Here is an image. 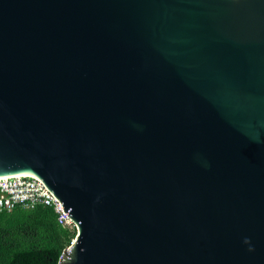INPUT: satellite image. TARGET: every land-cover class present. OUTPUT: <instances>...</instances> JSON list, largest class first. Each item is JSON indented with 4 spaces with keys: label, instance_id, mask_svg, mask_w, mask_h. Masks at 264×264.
Here are the masks:
<instances>
[{
    "label": "water",
    "instance_id": "1",
    "mask_svg": "<svg viewBox=\"0 0 264 264\" xmlns=\"http://www.w3.org/2000/svg\"><path fill=\"white\" fill-rule=\"evenodd\" d=\"M25 177L76 225L59 264H264V0H0Z\"/></svg>",
    "mask_w": 264,
    "mask_h": 264
},
{
    "label": "trees",
    "instance_id": "2",
    "mask_svg": "<svg viewBox=\"0 0 264 264\" xmlns=\"http://www.w3.org/2000/svg\"><path fill=\"white\" fill-rule=\"evenodd\" d=\"M76 236L52 208L0 211V264H59Z\"/></svg>",
    "mask_w": 264,
    "mask_h": 264
},
{
    "label": "built area",
    "instance_id": "3",
    "mask_svg": "<svg viewBox=\"0 0 264 264\" xmlns=\"http://www.w3.org/2000/svg\"><path fill=\"white\" fill-rule=\"evenodd\" d=\"M37 206L52 208L61 226L77 231L72 218L38 179L25 177L0 181V211L35 209Z\"/></svg>",
    "mask_w": 264,
    "mask_h": 264
},
{
    "label": "clouds",
    "instance_id": "4",
    "mask_svg": "<svg viewBox=\"0 0 264 264\" xmlns=\"http://www.w3.org/2000/svg\"><path fill=\"white\" fill-rule=\"evenodd\" d=\"M247 242V241H246Z\"/></svg>",
    "mask_w": 264,
    "mask_h": 264
}]
</instances>
